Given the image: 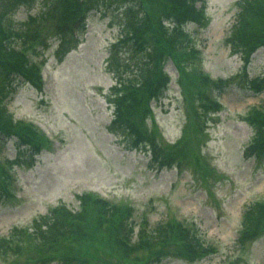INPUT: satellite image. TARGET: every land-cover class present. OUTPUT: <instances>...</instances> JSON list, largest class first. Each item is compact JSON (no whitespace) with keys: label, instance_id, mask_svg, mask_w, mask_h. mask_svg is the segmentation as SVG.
Here are the masks:
<instances>
[{"label":"rangeland","instance_id":"1","mask_svg":"<svg viewBox=\"0 0 264 264\" xmlns=\"http://www.w3.org/2000/svg\"><path fill=\"white\" fill-rule=\"evenodd\" d=\"M235 2L204 0V24L186 27L193 35L192 45L200 50L196 61L188 58L189 67L199 66L197 70L227 82L215 95L222 103L217 113L199 114L204 88L190 77L189 100L198 115L189 117L192 106L181 91L178 69L170 60L163 66L171 82L151 102L153 115L143 114L147 115L144 126L160 154L171 158L161 170L151 160L149 145L145 144V150L143 146L134 149L128 135L108 128L114 111L112 86L118 80L108 51L121 35L109 15L90 13L84 26L77 27V41L66 45L59 60L55 55L58 39L51 35L41 53H30L33 60H44L43 90L20 79L14 82L6 107L14 119L39 124L52 144L48 150L30 153L13 136L0 143V162L12 166L10 171L15 173L11 195L0 189V238L10 245L4 249L7 259L0 258L1 264H42L33 258L32 220L59 203L77 210L78 194L85 190L131 203L136 222L145 214L151 224L176 217L205 245L215 247L214 253L199 260L162 257L157 264H264V235L242 245L237 242L246 206L264 199V159L245 152L252 135L245 115L264 100V90L253 91L249 82L264 74V47L252 54L244 70L243 54L231 53L225 44L236 19ZM52 3L32 0L10 10L11 26L21 29L29 16L37 17ZM120 56L134 59L125 51ZM130 72L119 67L122 76ZM13 227H26L25 237L14 236ZM93 253L96 264H120L105 250Z\"/></svg>","mask_w":264,"mask_h":264},{"label":"trees","instance_id":"2","mask_svg":"<svg viewBox=\"0 0 264 264\" xmlns=\"http://www.w3.org/2000/svg\"><path fill=\"white\" fill-rule=\"evenodd\" d=\"M28 1L32 0H0L1 144L10 136H14L19 144L37 150L49 142L44 132L32 122L14 119L4 101L11 91L12 81L18 76L37 90L42 89L40 66L27 57V48L37 43H44L46 48L51 35L58 39L56 57L58 60L63 58L66 45L73 40L71 22L80 21L83 13L90 10L109 15L119 25L121 35L112 43L108 53V60L111 64L116 63L114 69L118 71V80L112 86L113 95L110 96L114 111L108 128L128 135L132 147L143 146L145 150L149 145L153 162L160 166L171 163V158L160 154L158 144L144 126L147 115L143 117V114L150 113L149 101L157 97L169 82L170 78L163 70L167 57L173 59L183 92L192 106L189 117L198 115L193 100L192 104L189 100L188 84L192 86L193 82L190 77L198 80L204 88L199 114L221 107L209 89H221L226 80H211L207 73L197 70L199 66L189 67L188 58L196 61L198 51L183 23L204 24V0H51L50 7L37 17L29 16L21 29L4 25L10 22V10ZM235 4L238 7L236 19L224 41L230 46L231 53L241 52L246 63L251 53L264 45V0H236ZM122 51L131 53L134 59L121 58ZM119 67L122 71L131 69V72L122 76ZM250 88L256 92L264 90V75L251 78ZM245 120L252 129L246 155L261 156L264 153V100L250 107ZM6 179L7 171L0 162V186ZM78 199L77 210L59 203L32 220L30 235L36 239L32 247L34 259L39 258L42 264L52 261L56 264H96L93 252L102 249L120 264H156L162 257L199 260L215 251L174 217L151 224L145 214L136 222L134 208L128 202L111 201L94 192H82ZM25 228L13 227L12 234L23 239ZM262 235L264 199L246 206L237 242L242 245ZM6 241L0 238V256L4 259H7L4 249L10 247ZM8 263L15 264L13 261Z\"/></svg>","mask_w":264,"mask_h":264}]
</instances>
